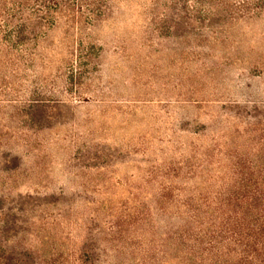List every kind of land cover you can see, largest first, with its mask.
Listing matches in <instances>:
<instances>
[{"label": "rangeland", "instance_id": "374dc122", "mask_svg": "<svg viewBox=\"0 0 264 264\" xmlns=\"http://www.w3.org/2000/svg\"><path fill=\"white\" fill-rule=\"evenodd\" d=\"M245 2L108 0L91 25L58 19L32 62L16 68L0 46V242L84 247L134 219L150 198L146 174L191 161L189 148L256 152L264 0ZM80 42L89 72L68 85Z\"/></svg>", "mask_w": 264, "mask_h": 264}, {"label": "trees", "instance_id": "16d2710c", "mask_svg": "<svg viewBox=\"0 0 264 264\" xmlns=\"http://www.w3.org/2000/svg\"><path fill=\"white\" fill-rule=\"evenodd\" d=\"M107 10L108 0H0V46L9 49L17 68L32 62L58 19L91 25ZM88 57L78 43L65 66L66 84L89 72ZM259 121L251 123L252 132L264 131ZM257 144L256 152L233 154L228 145L216 155L204 145L189 148L191 161L146 174L154 177L150 198L134 219L126 213V221L118 218L101 238L94 235L80 248L14 252L0 242V264H264V139Z\"/></svg>", "mask_w": 264, "mask_h": 264}]
</instances>
